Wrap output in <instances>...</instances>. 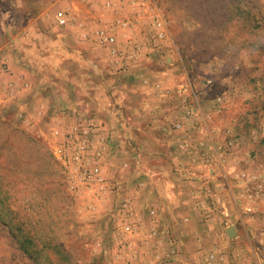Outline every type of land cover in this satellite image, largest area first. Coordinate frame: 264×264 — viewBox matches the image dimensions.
<instances>
[{"label":"rangeland","instance_id":"374dc122","mask_svg":"<svg viewBox=\"0 0 264 264\" xmlns=\"http://www.w3.org/2000/svg\"><path fill=\"white\" fill-rule=\"evenodd\" d=\"M52 1L0 0V46L13 23L31 68L21 71L0 48V264H240L213 231L235 229L243 216L264 235V0H127L119 20L99 8L97 31L137 50L116 60L110 49L124 47L98 37L97 73L87 72L94 81L83 88L76 39L60 37ZM130 28L138 35L118 37ZM141 64L152 70L145 77L169 71L156 90L188 98L181 107L190 113L168 119L171 129L179 119L213 131L205 134L220 146L234 208L168 214L158 208L164 196L141 190L149 151L141 145L160 138L125 131L108 109L120 90L113 72L134 78Z\"/></svg>","mask_w":264,"mask_h":264},{"label":"crops","instance_id":"0c3cea01","mask_svg":"<svg viewBox=\"0 0 264 264\" xmlns=\"http://www.w3.org/2000/svg\"><path fill=\"white\" fill-rule=\"evenodd\" d=\"M104 1H52L55 5H59L60 10L67 11L69 14L70 21L63 26L57 24L56 16L54 20L57 26L64 29L60 37L64 39L73 35L76 39L75 52L81 58L82 63H80L81 66L78 68L80 75L78 74L76 84L78 87L81 86V88L86 87L90 81H94L93 78L87 75V72L91 70V72L97 73L96 70L99 65L94 57L96 46H98L97 29L102 26L98 16L100 15L99 8L105 10L107 13L106 17H109V19L119 20L121 18L118 17V14H120L124 6L129 4L127 0H107V5L104 4ZM29 5L36 4L30 3ZM33 11L36 12V7H33ZM10 25L11 32L7 33L6 37L12 38L7 39L6 45L2 44L0 48L3 47V51H8L9 53L12 52V57H14L15 61H18L17 65L21 71L28 69L31 72L30 66H26L20 56L23 48L21 42L16 39L15 26L13 23ZM0 28L4 29L2 26ZM133 29L135 28L119 30L118 37L124 39V37L132 38L133 35H138V32ZM71 31H74V34ZM109 33L115 34L114 32ZM125 40L123 42L116 40L115 44L130 49L131 43H127ZM58 49L62 50L61 47H58ZM91 53L92 55L90 56ZM88 56L91 57L89 62L86 61ZM108 66L110 67L109 69H114L110 61ZM151 71L150 68L145 70V67L141 64L138 70L133 73L135 75L133 78L130 71L117 72L115 70L113 73L119 76L116 77L114 86L120 87V90L115 94V101L111 99L113 102L112 106L108 107L112 113L111 115L119 119L120 123L118 125L123 124L125 131L148 132L150 136L160 138L155 143L148 141L146 144L141 145L142 149L149 150L147 152L148 156L141 158V164L145 166L144 170H146L143 179L147 182L141 190L143 192L156 191L159 198L164 196L163 206L158 205V208H167L165 210L168 214L171 213L169 208H173L172 213H176L177 210L181 212V208H188L189 213L192 212L191 208H234L226 204L227 196L225 192L229 189L232 190V179L228 178V174L220 171V166L224 159L222 155L217 154L220 151V146L218 143L207 139L211 134H205L207 131L209 133L213 131L207 127L208 125H206L208 130L205 131L202 130V127L187 128L188 126L178 122L179 119L176 120L174 126L179 127L181 130L178 128L171 129L168 119L173 116L185 118L188 112L190 113V111L181 107L182 101L184 99L188 100V98L186 96L175 98L173 94L170 95L169 90H156L154 84L163 82V74L169 75V71L164 69L160 79L145 77ZM152 74L157 75L155 73ZM120 75H123V77ZM119 77L120 80H117ZM17 82L22 84L19 76H17ZM27 85L30 84L27 83ZM120 85H127L126 91L129 93L121 88ZM173 92L175 93V90ZM81 95L80 99H82ZM93 99L95 100L96 98L94 97ZM66 100L72 102L74 98L66 96ZM192 111H195V108ZM156 120H161V122L157 123ZM169 129L173 131L172 138L176 137V140L165 137ZM196 133H203L200 138L206 139H201V141L193 140L197 136L195 135ZM201 149V153L198 152ZM149 181L151 184H149ZM236 207L239 208L238 206ZM245 221L246 219L242 216L235 229L232 227L233 230H231L229 226L220 230L216 229L213 231V235H215L213 239L215 240V238L219 237L220 231V239L228 241L231 247L236 248L235 254L240 258V264H264V235H256V230L250 229ZM230 233L233 235L229 236ZM253 234H255L254 237ZM215 241H218V239Z\"/></svg>","mask_w":264,"mask_h":264},{"label":"built area","instance_id":"2783aa9c","mask_svg":"<svg viewBox=\"0 0 264 264\" xmlns=\"http://www.w3.org/2000/svg\"><path fill=\"white\" fill-rule=\"evenodd\" d=\"M56 20H57V24L60 26H63L65 24H67L70 21L69 18V14L67 11L64 10H60L57 12L56 14ZM119 24L122 26H129V21L127 20H120ZM97 36L99 37V39H101L100 41L105 42L106 44H114L116 42V35L113 33H104V32H100L97 31ZM137 50V49H136ZM135 48L131 49V50H127L126 48H119V47H112L110 49L112 55L115 57L116 60H118L120 57H129V54L134 53V51H136ZM128 54V55H126ZM131 57L133 56V54L130 55ZM214 257L213 254L210 255V257ZM223 256H221L222 258Z\"/></svg>","mask_w":264,"mask_h":264},{"label":"water","instance_id":"95a60500","mask_svg":"<svg viewBox=\"0 0 264 264\" xmlns=\"http://www.w3.org/2000/svg\"><path fill=\"white\" fill-rule=\"evenodd\" d=\"M231 230H233V229L231 228Z\"/></svg>","mask_w":264,"mask_h":264}]
</instances>
